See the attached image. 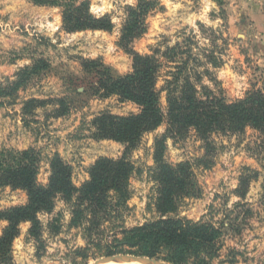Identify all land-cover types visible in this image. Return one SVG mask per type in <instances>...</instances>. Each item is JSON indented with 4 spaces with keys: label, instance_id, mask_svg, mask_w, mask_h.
Here are the masks:
<instances>
[{
    "label": "rangeland",
    "instance_id": "rangeland-1",
    "mask_svg": "<svg viewBox=\"0 0 264 264\" xmlns=\"http://www.w3.org/2000/svg\"><path fill=\"white\" fill-rule=\"evenodd\" d=\"M58 1L59 6H51L34 0H0V154L9 160L34 150L42 187L49 185L51 163L57 156L78 189L90 180L98 161L125 156V144L95 137L93 121L101 114L127 117L139 112L134 103L103 96L98 84L108 74L118 78L133 72L130 50L147 56L190 39L195 54L214 52L220 67L211 68L212 77L203 85L228 103L263 87L264 32L255 21L261 0H149L158 3L148 15L147 32L127 49L119 40L128 8L136 7L139 0H76L77 6L88 2L93 16H108L114 25L112 31L76 33L63 29V6L71 0ZM91 61L96 65L85 68ZM163 85L164 78L159 87ZM32 99L44 103L29 111L25 103ZM166 107L163 96L164 113ZM59 111L65 115L57 117ZM166 130L165 123L146 134L127 154L135 171L129 210L121 221L106 224V233L90 241L82 229L69 226L70 206L59 198L51 213L39 215L40 237L30 235L31 223H22L7 256L0 255V264H90L107 256L115 228L134 229L158 219L157 185L150 176L155 140ZM211 143L214 150L205 158V144L194 133L167 140V162L192 163L202 192L201 197L186 200L178 215L221 231L199 259L201 264H264V139L248 129L242 136L213 135ZM203 158L212 162V168L199 166L197 161ZM246 168L259 172L260 178L242 199L235 191ZM28 202L26 191L0 186V217ZM8 225L0 218V237ZM133 253L126 247L120 254L143 256ZM155 259L170 263L164 256ZM189 264H195L194 259Z\"/></svg>",
    "mask_w": 264,
    "mask_h": 264
},
{
    "label": "trees",
    "instance_id": "trees-1",
    "mask_svg": "<svg viewBox=\"0 0 264 264\" xmlns=\"http://www.w3.org/2000/svg\"><path fill=\"white\" fill-rule=\"evenodd\" d=\"M34 1L37 5L60 4L58 0ZM157 3L139 0L136 7L128 8L119 45L127 49L147 32L148 15L156 9ZM63 8V29L68 33L114 29L110 17L96 18L91 14L88 2L77 6L76 0H71ZM191 46V40L186 39L184 43L164 51L155 50L147 56L128 49L133 57V72L118 78L108 74L107 79H100L99 90L103 96L115 95L122 101L134 103L139 112L127 117L101 114L93 121L96 138L117 141L127 148L120 160L98 161L90 172V180L80 189L73 185L69 168L58 156L51 163L49 185L42 187L38 184L39 160L34 150L16 154L9 160L0 154V186L24 190L29 196L25 207L12 209L0 217L9 223L0 237L1 256H7L22 223H31L30 235L38 239L42 230L39 215L51 213L59 198L70 206L69 226L82 229L90 241L95 235L106 233V224L121 221L129 210L130 182L135 171L127 154L146 134L166 123V135L155 140V167L150 176L157 185L154 206L159 217L134 229L115 228L116 238L108 246L106 255L120 254L122 248L127 247L136 252L133 254L150 258L164 256L173 264H189L193 259L195 264H201L199 259L209 245L218 241L221 231L210 224L179 217L182 204L201 197L202 192L192 163L172 165L167 162V140L186 139L194 133L205 144L206 158L214 150L211 137L216 134L242 136L251 129L264 139V83L261 88L254 87L244 98L228 103L203 85L205 79L212 77L211 68L220 67L214 52L195 54ZM93 65H96L93 61L84 64L87 69ZM162 78L164 85L159 87ZM163 96L166 113L162 109ZM43 103L32 99L25 103V108L31 111ZM63 112L59 111L57 117L65 115ZM205 158L197 161L199 166L203 163L205 170L212 168V162H205ZM259 178V172L246 168L235 194L245 198L251 183ZM55 223H50V227L54 228Z\"/></svg>",
    "mask_w": 264,
    "mask_h": 264
},
{
    "label": "water",
    "instance_id": "water-1",
    "mask_svg": "<svg viewBox=\"0 0 264 264\" xmlns=\"http://www.w3.org/2000/svg\"><path fill=\"white\" fill-rule=\"evenodd\" d=\"M125 263H133V264H170L165 261H161L155 258L145 257V256H137L130 254H116L113 256H105L96 260L90 264H125Z\"/></svg>",
    "mask_w": 264,
    "mask_h": 264
},
{
    "label": "crops",
    "instance_id": "crops-1",
    "mask_svg": "<svg viewBox=\"0 0 264 264\" xmlns=\"http://www.w3.org/2000/svg\"><path fill=\"white\" fill-rule=\"evenodd\" d=\"M261 2L258 16L255 18V21L258 23V28H260L261 32H264V0H261Z\"/></svg>",
    "mask_w": 264,
    "mask_h": 264
},
{
    "label": "bare ground",
    "instance_id": "bare-ground-1",
    "mask_svg": "<svg viewBox=\"0 0 264 264\" xmlns=\"http://www.w3.org/2000/svg\"><path fill=\"white\" fill-rule=\"evenodd\" d=\"M125 264H133V263H125Z\"/></svg>",
    "mask_w": 264,
    "mask_h": 264
}]
</instances>
